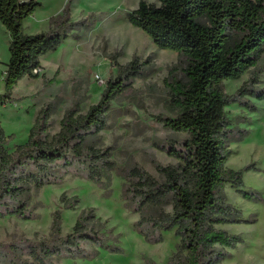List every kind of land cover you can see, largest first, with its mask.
<instances>
[{"label":"trees","instance_id":"1","mask_svg":"<svg viewBox=\"0 0 264 264\" xmlns=\"http://www.w3.org/2000/svg\"><path fill=\"white\" fill-rule=\"evenodd\" d=\"M157 1L158 6L141 1L126 19L160 49L185 59L181 68L184 78L166 81L170 106L177 117L155 118L184 136L156 144L176 158L177 165L155 162L161 181L138 165L118 168L110 148H98L90 142L107 129L112 103L132 89L135 79L144 77L150 64L149 59L142 61L137 56L119 64L115 54L111 60L116 77L107 82L99 102L85 115L79 114L77 102L65 112L59 133L51 134L56 100L42 107L28 140L14 152L6 148L9 138L0 122V220L7 216L33 219L29 213L32 190L59 185L67 174L109 188L111 174L116 171L123 179L125 208L139 215L134 227L140 235L150 244L162 243L168 232L179 238L166 264H222L229 257L227 249L242 240L217 227L239 221L240 211L228 203L224 190L230 185L245 198L249 193L243 189L244 171L227 167L234 132L226 109L233 102L251 105L246 94L229 98L223 83L255 69L264 55V0ZM40 7L42 3L36 0H0V22L10 36V60L0 105L14 101L13 90L21 80L39 77L34 72L43 69L41 58L57 50L77 27L70 23L68 4L62 14L51 18L48 31L27 34L25 22ZM57 75L50 80L45 74L41 76L42 92ZM243 92L241 89L239 94ZM247 95L264 99V91ZM79 201L77 196L63 194L61 198L65 209L73 210ZM62 220V211H56L52 240L28 242L27 251L22 248L18 252L17 247L0 243V264H54L55 259L71 255L91 256L93 248L108 240L105 231L85 226L86 217L62 236ZM25 251L30 260L22 259ZM145 264L158 263L147 258Z\"/></svg>","mask_w":264,"mask_h":264},{"label":"rangeland","instance_id":"2","mask_svg":"<svg viewBox=\"0 0 264 264\" xmlns=\"http://www.w3.org/2000/svg\"><path fill=\"white\" fill-rule=\"evenodd\" d=\"M42 3L25 22L27 34L46 32L50 20L70 8V23L77 25L59 48L41 58L43 69L37 79L24 78L13 90L11 103L0 105V122L9 138L6 146L14 152L17 145L28 140L38 112L48 102L56 100L52 115L51 134L61 130L65 112L79 102V114L85 115L99 102L107 82L116 77L111 58L117 54L119 64H127L134 56L150 60L142 78L133 81L132 89L112 103L108 127L90 142L98 148H110L118 168L138 165L162 181L155 162L176 166L178 161L156 144H164L184 136L164 127L155 118L160 115L176 118L170 106L166 81L184 78L181 68L185 59L177 53L162 50L141 29L131 25L126 14L138 8L141 1L159 5L157 0H36ZM10 36L0 22V95L5 93V76L10 60ZM54 83L43 92L44 79ZM229 98L246 94L250 106L230 103L227 115L232 122L234 140L227 167L243 170V189L247 197L227 185L224 193L228 203L240 211L238 222L217 226L230 235L241 237L235 248L227 249L229 257L222 264H264V99L247 95L264 91V55L259 65L238 80L223 83ZM244 92L239 94V91ZM41 91V92H40ZM13 136V137H11ZM123 179L113 171L109 188L100 187L84 177L67 174L59 185L32 190L29 213L33 219L7 216L0 220V243L26 250L28 242L52 240L53 218L62 211V236L73 231L76 222L86 217L85 226L97 232L105 231L104 246L94 254L71 255L55 259L54 264H145L147 258L166 264L176 250L179 238L173 232L164 234L160 244H150L135 229L139 215L125 208L122 196ZM77 196L75 208L65 209L62 195ZM170 211V207L167 209ZM219 248V247H218ZM27 251V250H26ZM22 259L30 260L27 252ZM17 252V253H18Z\"/></svg>","mask_w":264,"mask_h":264},{"label":"built area","instance_id":"3","mask_svg":"<svg viewBox=\"0 0 264 264\" xmlns=\"http://www.w3.org/2000/svg\"><path fill=\"white\" fill-rule=\"evenodd\" d=\"M39 71H40V70H35V72H34V73H35V74H38V73H39Z\"/></svg>","mask_w":264,"mask_h":264},{"label":"crops","instance_id":"4","mask_svg":"<svg viewBox=\"0 0 264 264\" xmlns=\"http://www.w3.org/2000/svg\"><path fill=\"white\" fill-rule=\"evenodd\" d=\"M29 19H30V18H28L27 21H28ZM27 21H26V22H27Z\"/></svg>","mask_w":264,"mask_h":264}]
</instances>
